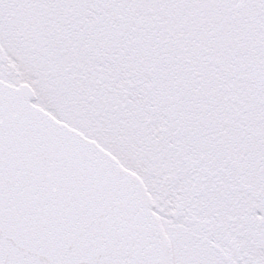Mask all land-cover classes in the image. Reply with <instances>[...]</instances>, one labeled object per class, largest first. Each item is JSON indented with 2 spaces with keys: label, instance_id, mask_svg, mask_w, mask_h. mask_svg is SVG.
<instances>
[{
  "label": "snow or ice",
  "instance_id": "1",
  "mask_svg": "<svg viewBox=\"0 0 264 264\" xmlns=\"http://www.w3.org/2000/svg\"><path fill=\"white\" fill-rule=\"evenodd\" d=\"M0 264H264V0H0Z\"/></svg>",
  "mask_w": 264,
  "mask_h": 264
}]
</instances>
